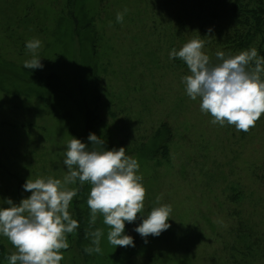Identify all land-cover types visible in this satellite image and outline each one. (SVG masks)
<instances>
[{"label":"rangeland","instance_id":"1","mask_svg":"<svg viewBox=\"0 0 264 264\" xmlns=\"http://www.w3.org/2000/svg\"><path fill=\"white\" fill-rule=\"evenodd\" d=\"M69 2L0 0V207L8 206L7 199L18 204L30 196L23 189L28 178L63 177L67 141L89 143L84 103L97 116L91 133L105 141V149L125 147L138 160L146 189L142 215L159 206L161 196V204L172 206L170 227L145 243L134 231L143 219L138 214L125 225L135 246L114 248L98 217L92 230L104 229L102 254L88 257L84 248L91 237L75 232L67 237L70 247L60 264H264V114L247 133L213 125L199 100L184 92L181 77L188 69L169 57L172 49L199 37L194 15L206 31L215 32L216 22L193 10L187 27L177 30L176 8L182 11L177 0ZM67 5L76 9L75 28ZM125 8L123 22H117ZM85 25L95 39L73 36ZM33 38L42 42L43 67L30 70L23 62L31 59L25 44ZM211 47L204 51L217 63L220 48ZM163 123L170 139L165 134L154 140ZM142 144L148 152L165 146L166 155L159 150L152 158L140 155ZM83 186L88 195L90 185ZM87 195L79 192L71 203L77 221L90 213ZM0 246V264H7L5 257L15 249L3 236Z\"/></svg>","mask_w":264,"mask_h":264},{"label":"clouds","instance_id":"2","mask_svg":"<svg viewBox=\"0 0 264 264\" xmlns=\"http://www.w3.org/2000/svg\"><path fill=\"white\" fill-rule=\"evenodd\" d=\"M127 11L116 14L117 22H123ZM205 43L192 38L169 53L170 59L179 58L187 66L188 74L181 77L184 92L191 100H199L200 111L212 118L213 125L234 126L247 133L264 114V56L255 48L235 55L217 51L218 62L213 63L204 51ZM25 47L31 59L25 60L23 67L42 68L38 56L41 40H28ZM87 139L88 144L73 137L67 141L63 159L67 171L62 178H28L23 189L30 196L18 204L7 199L8 206L0 207V236L15 249L5 257L7 264H60L63 250L70 247L68 235L79 228L70 207L85 183L90 185L85 236L91 237V245L84 248L86 254H102L104 229L91 230L98 217L107 226V241L114 248L135 246L133 237L125 234V224L135 222L138 214L143 219L134 231L145 243L149 235L158 237L170 227L172 206L161 204V196L156 197L159 206L142 215L146 189L138 160L126 155L125 147L106 150L105 141L95 134L90 133Z\"/></svg>","mask_w":264,"mask_h":264},{"label":"trees","instance_id":"3","mask_svg":"<svg viewBox=\"0 0 264 264\" xmlns=\"http://www.w3.org/2000/svg\"><path fill=\"white\" fill-rule=\"evenodd\" d=\"M78 0H72L73 3L76 4ZM175 1V0H174ZM179 3L181 10H178L176 8V16H175V25L178 30H184L187 27V20H190L189 16L193 10L199 11L202 14L206 12L207 19H210L213 22H216V30L215 32L208 33L206 31L205 25H203L202 18L199 17V15H194L197 23V33L199 37L203 38L206 43L205 47H210L218 49L220 48V51L225 52L226 54H238L239 52L243 50H249L251 48L257 49V52L260 56H264V0H177ZM71 2V0H70ZM69 2V3H70ZM73 4V6H75ZM68 6V5H67ZM74 9V7H73ZM71 9L69 6L67 7V10L71 11V20H75L74 22V28L77 27L78 23V17L76 13V9ZM74 11V12H73ZM180 12H182L180 14ZM79 13L87 20L88 17L84 13L82 9H80ZM219 21H222V23H217ZM89 25H85L84 27H81L80 30L78 28L73 33L74 37L81 38V36H84L86 34H89V36L92 37V39H95V33L89 32L90 30L88 27ZM92 28V27H91ZM191 31V28H189ZM84 31V33H83ZM211 37H208V36ZM173 40V39H172ZM173 43H171L172 46ZM210 45V46H209ZM204 47V48H205ZM176 65H183L181 67L187 68L186 64L180 60L179 58H175ZM40 90V89H38ZM39 92V91H38ZM38 92L36 94H38ZM93 97L95 99V105L98 104V98H96L97 90L96 87L92 89ZM83 99L85 100V96L83 95ZM85 113H83L84 111ZM83 110H80L82 112V117L84 115L83 122L85 127V133H91V130L95 127L96 124H98L97 116L94 114L93 110H89V107L87 104L84 105L83 103ZM168 135L166 137V141L170 139V131H168L165 123H163L160 127H158L155 130V136L154 140H160L163 138L164 135ZM153 141V140H152ZM83 142V141H82ZM166 149L165 146L159 147L156 149H152L151 152L147 151L146 144L140 145L138 148V154L145 155L147 153H150V158H152V155H156L155 153H158L157 150L161 152V154L164 156L166 155ZM163 152V153H162ZM148 157V155H146ZM261 178H264V176H260ZM86 189L88 187L82 186L79 189L80 194L87 195ZM78 192V193H79ZM88 196V195H87ZM90 213H82L79 215L78 223L79 228L76 230V233L81 235V239H83L85 236L86 230L89 229V224H87L86 217H89ZM86 216V217H85ZM129 223L126 222L125 225ZM93 229V227H92ZM91 229V230H92ZM135 242V241H134ZM76 247V246H74ZM72 247L71 249H73ZM245 249L251 254L249 251L251 247L245 245ZM0 250L3 251V247L0 246ZM119 253V251H117ZM5 251L2 255V258H4ZM88 257L90 255L88 254Z\"/></svg>","mask_w":264,"mask_h":264}]
</instances>
